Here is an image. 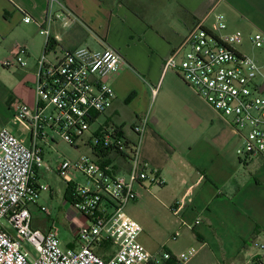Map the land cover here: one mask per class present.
Returning <instances> with one entry per match:
<instances>
[{
    "label": "built area",
    "instance_id": "1",
    "mask_svg": "<svg viewBox=\"0 0 264 264\" xmlns=\"http://www.w3.org/2000/svg\"><path fill=\"white\" fill-rule=\"evenodd\" d=\"M21 15L23 24L34 23L40 28L46 42L33 75L34 106L15 100L9 121L0 127V264H186L195 255L194 248L179 253L163 248L150 252L139 242L142 228L124 209L137 198L135 184L147 181L160 186L162 181L140 160L138 142L125 146L112 128L99 130L88 143L96 160L80 155L73 161H61L56 169L71 185V206L81 215L74 225V245L61 248L53 226L44 232L31 227L30 208L37 206L40 192L49 190L35 181V170L43 165L37 142L52 148L55 143L49 134L55 133L78 149L91 122L114 100L109 80L118 72L122 58L105 44L99 49L59 48V40L51 38L50 26L56 23L66 28L74 15L57 0H49L44 22ZM242 43V33L226 32L223 17L215 15L211 26L199 22L193 27L162 69L178 74L201 100L228 119L240 139L236 154L246 160L264 156V98L260 97L264 92V87L260 92L264 57L258 62L243 54L238 49ZM249 44L263 51L264 37L254 34ZM27 55V48L17 45L0 65L22 69ZM145 128L144 120L133 132L140 136ZM109 148L127 157L125 174H113L118 167L115 163H102L98 155ZM35 208L50 215L43 206ZM182 208L183 202L172 208V213L177 215ZM179 236L177 231L172 239ZM252 247L256 254L251 263L261 264L264 242L255 241Z\"/></svg>",
    "mask_w": 264,
    "mask_h": 264
},
{
    "label": "crops",
    "instance_id": "2",
    "mask_svg": "<svg viewBox=\"0 0 264 264\" xmlns=\"http://www.w3.org/2000/svg\"><path fill=\"white\" fill-rule=\"evenodd\" d=\"M57 1L74 21L63 29L52 24L51 38L74 27V34L66 36L68 42L74 39V46L60 42L67 50L89 40L93 49L105 44L122 58L109 80L114 100L92 121L101 120L96 132L104 129L101 125L123 126V117L131 125L146 121L140 136L131 128L121 130L128 142H138L140 160L162 181L160 186L135 184L137 198L124 209L142 228L139 242L150 252L194 248L186 264H253L256 250L251 243L264 242V156H237L240 139L228 119L162 66L197 23L209 27L215 15L223 17L226 32L240 31L243 42L257 33L264 37V0ZM48 11L49 0H0V37L22 23L21 12L44 22ZM30 83L21 96L13 94L33 107V76ZM37 144L51 148L43 141ZM122 168L115 174H125L128 168L118 173ZM181 202L183 208L174 215L172 208ZM150 214L159 223L149 225ZM177 231L180 236L174 240Z\"/></svg>",
    "mask_w": 264,
    "mask_h": 264
},
{
    "label": "rangeland",
    "instance_id": "3",
    "mask_svg": "<svg viewBox=\"0 0 264 264\" xmlns=\"http://www.w3.org/2000/svg\"><path fill=\"white\" fill-rule=\"evenodd\" d=\"M39 29L40 28L34 23L28 25L15 23L4 37H0V62L8 59L17 45L25 46L28 49V57H25L26 66L24 68L3 69L0 65V83L12 93L15 91L18 94H23L25 87L26 89L31 87L32 82L30 83V79L35 73L36 61L43 55L46 42V38L39 34ZM67 30L62 33L58 30V33H56L59 39L58 46L62 50H67L69 46H74V39L68 42L67 39L69 38L66 37L69 36V33L67 32L74 34V27L68 31ZM61 40L67 48L60 43ZM81 44L82 47H89L91 49L94 48L89 40L83 41ZM238 49L243 54L256 59L258 62L263 60L264 50L261 51L253 48L248 42H243ZM55 52L57 53L58 49H55ZM49 58L52 59L53 55L50 54ZM21 94H19V96H21ZM260 97L264 98V92L260 94ZM3 98L4 94L0 91V106L2 105ZM16 100L19 99L16 97ZM123 120H125L126 123L123 126L118 125V127H121L122 131L125 129L126 132L131 128L132 133L135 134L133 132V127L136 125H131L128 117H123ZM100 121L101 120H98L90 124L88 130L82 135L80 139L81 142H78V149L61 141L55 133L49 134V136L53 137L55 143L52 148H48L47 145L45 146L44 144L42 145L43 165L37 169L36 183L38 185L47 186L49 190L47 192H40L37 199V206L35 207L43 206L47 208L50 215L48 216L44 214L38 208L31 207V227L44 232L49 227L53 226V228L58 231L61 248H67L74 245V225L80 219L81 215L71 206L70 203L64 200L67 183L58 176L56 169L61 161H73L80 155H84L91 160L97 159V157L92 154L88 143L91 142L93 136L95 135ZM117 123L119 124V120H115V125H117ZM101 127L111 129L114 125H101ZM128 145L129 147H132L133 143L129 141ZM126 153L129 154V151L127 150ZM115 164L117 166L119 165L117 162ZM120 172L124 173L125 170L118 171V173ZM157 220L156 216H153L152 214L149 215V225L153 226L159 223ZM140 235L142 236V234ZM247 244H249V242ZM106 246L109 247L111 245L107 244ZM29 250L33 252L32 249L29 248Z\"/></svg>",
    "mask_w": 264,
    "mask_h": 264
},
{
    "label": "trees",
    "instance_id": "4",
    "mask_svg": "<svg viewBox=\"0 0 264 264\" xmlns=\"http://www.w3.org/2000/svg\"><path fill=\"white\" fill-rule=\"evenodd\" d=\"M48 42L53 43L51 39L48 40ZM0 91L4 94V98L2 99V105L0 106L1 107L0 108V126H3L7 124V122L9 121L11 117V105L16 100V97L12 92H10L1 83H0ZM112 129L114 130V134L122 138L125 142V146H127L129 142L123 137L121 127H113ZM112 151H113L112 148L106 149L105 151H100L98 156L103 160L102 163L104 165H107V164H113L117 162V164H119L117 169H120L122 168L121 166H124L122 169L126 170L128 168L127 157L122 152H118V151L112 152ZM113 174L115 173L113 172ZM64 200L70 204L72 202V187L70 184H67V190H66ZM258 232H259V229H256L255 233H258Z\"/></svg>",
    "mask_w": 264,
    "mask_h": 264
},
{
    "label": "water",
    "instance_id": "5",
    "mask_svg": "<svg viewBox=\"0 0 264 264\" xmlns=\"http://www.w3.org/2000/svg\"><path fill=\"white\" fill-rule=\"evenodd\" d=\"M263 87H264V84L261 86V88H260V92L263 90Z\"/></svg>",
    "mask_w": 264,
    "mask_h": 264
}]
</instances>
